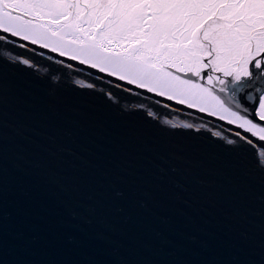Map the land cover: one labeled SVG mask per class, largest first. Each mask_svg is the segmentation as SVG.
<instances>
[{
  "label": "water",
  "instance_id": "water-1",
  "mask_svg": "<svg viewBox=\"0 0 264 264\" xmlns=\"http://www.w3.org/2000/svg\"><path fill=\"white\" fill-rule=\"evenodd\" d=\"M11 51L37 67L4 69L0 264H264V176L235 136L247 133Z\"/></svg>",
  "mask_w": 264,
  "mask_h": 264
},
{
  "label": "snow or ice",
  "instance_id": "snow-or-ice-1",
  "mask_svg": "<svg viewBox=\"0 0 264 264\" xmlns=\"http://www.w3.org/2000/svg\"><path fill=\"white\" fill-rule=\"evenodd\" d=\"M16 47L80 73L94 69L110 89L173 102L166 109L226 121L248 134L235 136L264 176V0H0V103L6 66L37 67ZM156 119L175 131L194 127Z\"/></svg>",
  "mask_w": 264,
  "mask_h": 264
}]
</instances>
